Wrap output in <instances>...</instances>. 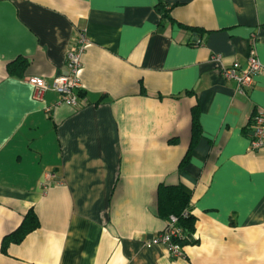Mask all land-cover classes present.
I'll use <instances>...</instances> for the list:
<instances>
[{
  "label": "crops",
  "instance_id": "0c3cea01",
  "mask_svg": "<svg viewBox=\"0 0 264 264\" xmlns=\"http://www.w3.org/2000/svg\"><path fill=\"white\" fill-rule=\"evenodd\" d=\"M82 35L81 106L34 98L28 77L51 83ZM252 50L263 68L240 92L218 67ZM259 107L264 0H0V264H264ZM160 183L191 196L183 257L149 243ZM30 207L38 227L2 251Z\"/></svg>",
  "mask_w": 264,
  "mask_h": 264
},
{
  "label": "built area",
  "instance_id": "2783aa9c",
  "mask_svg": "<svg viewBox=\"0 0 264 264\" xmlns=\"http://www.w3.org/2000/svg\"><path fill=\"white\" fill-rule=\"evenodd\" d=\"M80 43L75 48H70L66 55V71L58 73L51 83L45 82L41 77L30 76L27 81L32 86L34 98L41 99L43 93L48 90H54L59 94V102L70 105L74 108L81 106L80 89L81 83L78 77V71L81 66V55L84 49V35L80 38ZM216 60L220 59V55L215 56ZM263 64L257 54L252 50L247 58L246 67L241 69L238 61H234L229 65L220 63L218 70L225 79H233L237 83L240 92H244L253 84L256 74L262 70ZM50 108L46 110L49 111ZM250 146L251 149H260L264 144V107H259L250 118ZM51 175L47 174L41 186H48ZM182 230L177 225V217L173 214L169 215L164 228L159 231L150 240V244H162L167 252L173 257H183V247L179 239H182Z\"/></svg>",
  "mask_w": 264,
  "mask_h": 264
},
{
  "label": "trees",
  "instance_id": "16d2710c",
  "mask_svg": "<svg viewBox=\"0 0 264 264\" xmlns=\"http://www.w3.org/2000/svg\"><path fill=\"white\" fill-rule=\"evenodd\" d=\"M28 61L23 57H17L7 64V70L10 74L21 75ZM81 92V91H80ZM79 92V94H80ZM201 129L198 122L197 110L192 111V128H191V142L188 151L180 161L179 166L183 167L188 159L189 151L195 143L197 137L200 135ZM190 194L185 192L180 185H166L160 183L157 188V210L158 214L168 219L169 215L173 214L177 217V225L182 230V239H179L183 245L195 244L198 238L195 235V221L196 217L191 213L190 207ZM39 225L38 217L30 207L25 213L20 224L10 233L5 235L1 241V250L6 251L10 243H19L23 238L32 230L36 229Z\"/></svg>",
  "mask_w": 264,
  "mask_h": 264
}]
</instances>
